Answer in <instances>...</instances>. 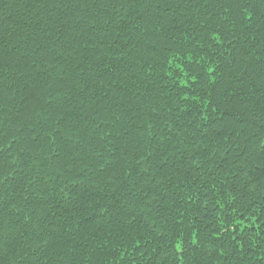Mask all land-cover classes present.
I'll list each match as a JSON object with an SVG mask.
<instances>
[{
    "label": "trees",
    "instance_id": "1",
    "mask_svg": "<svg viewBox=\"0 0 264 264\" xmlns=\"http://www.w3.org/2000/svg\"><path fill=\"white\" fill-rule=\"evenodd\" d=\"M0 264H264V0H0Z\"/></svg>",
    "mask_w": 264,
    "mask_h": 264
}]
</instances>
